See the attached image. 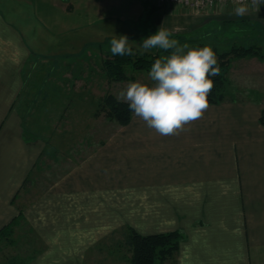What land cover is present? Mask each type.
<instances>
[{"label": "crops", "instance_id": "1", "mask_svg": "<svg viewBox=\"0 0 264 264\" xmlns=\"http://www.w3.org/2000/svg\"><path fill=\"white\" fill-rule=\"evenodd\" d=\"M82 1L92 6L94 0ZM74 2L51 0V6L68 13L81 6ZM157 7L165 15L171 6ZM245 8L243 15L228 7L192 19L178 7L180 15L170 11L166 20L186 29L214 18L264 42V5ZM91 24L101 34L96 40L104 39L108 33ZM40 26L44 40L55 36ZM29 53H21L23 66ZM21 70L0 126V230L20 212L23 220L13 242L0 238V264H130L119 234L125 226L141 234L181 232L166 264H264V103L209 105L202 118L170 136L134 115L133 128L119 129L25 204L33 187H21L47 144L26 140L17 113L9 114L24 86Z\"/></svg>", "mask_w": 264, "mask_h": 264}, {"label": "rangeland", "instance_id": "2", "mask_svg": "<svg viewBox=\"0 0 264 264\" xmlns=\"http://www.w3.org/2000/svg\"><path fill=\"white\" fill-rule=\"evenodd\" d=\"M45 2L0 0V126L21 82L20 68L24 59L21 53L30 49L21 70L25 84L12 103L9 114L20 113L26 140H41L47 144L38 166L32 170L31 179L35 185L29 190L31 194L26 197L25 204L37 194V190L41 191L53 179L83 161L100 142L110 140L119 129L133 128L132 123L119 126L110 122L104 114L97 118L92 115L98 100L105 94L113 93L118 97L131 82L152 83L146 71H130L129 75L136 77L133 81L108 79L102 62L112 54L110 41L113 37L126 36L129 45L140 54L162 50L142 47L143 40L160 27L169 31L171 38L178 40L181 46L188 44L190 48L207 46L227 50L233 43L249 45L256 42L264 49V42L244 37L240 26L234 23L221 25L212 18L201 25L191 24L189 30L188 27L181 29L183 24L176 20L169 24H177L169 25L166 17L178 7H169L164 15V8L151 1L94 0L90 6L80 0L76 4L81 6L68 13L52 7L51 0ZM184 15L192 16V19L205 15L210 18L213 13L189 12ZM40 22L55 36L49 35L50 38L44 40L46 37L40 36ZM88 23L108 34L97 41L101 34L90 30ZM178 24L181 26L177 27ZM92 31L98 36L92 35ZM161 53L167 56L171 50H162ZM229 79L230 91L236 99L264 103V61L257 58L233 59ZM3 134L4 130L0 133L1 142ZM23 196L24 192L18 202ZM11 238L15 240V237Z\"/></svg>", "mask_w": 264, "mask_h": 264}, {"label": "clouds", "instance_id": "3", "mask_svg": "<svg viewBox=\"0 0 264 264\" xmlns=\"http://www.w3.org/2000/svg\"><path fill=\"white\" fill-rule=\"evenodd\" d=\"M246 10L238 7L235 11L243 15ZM128 42L126 36L113 37L112 55H133ZM142 47L171 50V54L161 56L151 65L148 74L151 84L131 82L117 99L127 102L134 115L159 135H178L186 125L202 118L209 107L208 96L214 87L210 77L220 74L216 54L207 46H181L161 27L143 40Z\"/></svg>", "mask_w": 264, "mask_h": 264}, {"label": "trees", "instance_id": "4", "mask_svg": "<svg viewBox=\"0 0 264 264\" xmlns=\"http://www.w3.org/2000/svg\"><path fill=\"white\" fill-rule=\"evenodd\" d=\"M130 47L134 53L131 56L127 54L124 56L110 54L103 60L102 69L110 81H133L136 77L129 75L130 71H146L149 73L151 65L155 60L163 56L161 53L162 50L140 54L134 47ZM212 50L216 54L220 74L210 77L214 81V87L208 96L209 105L239 101L234 97L233 92L230 91L232 89L229 79L231 62L233 59L244 58H257L264 61L263 46L256 42L249 45L233 43L227 50H219L216 47ZM16 113L20 118L22 131L25 132L22 117L18 111ZM101 114H104L108 121L114 122L119 126L129 125L134 116V113L129 109L128 103L123 100H118L113 93H107L98 100L97 108L92 115L97 118ZM259 121L264 126V109L262 110ZM29 140L31 141L32 139ZM103 143L100 142V144ZM38 162L34 165L33 169L38 166ZM31 173L32 171L23 182L21 189L27 190L34 187L35 183L31 179ZM22 220L23 214L20 212L16 218L0 230V238L13 242L11 237L14 235V229ZM119 234L121 235L120 241L125 244L129 252L127 257L129 256L128 261L130 264H166L175 257L179 249V242L183 239V235L179 231L141 234L130 226H125Z\"/></svg>", "mask_w": 264, "mask_h": 264}, {"label": "built area", "instance_id": "5", "mask_svg": "<svg viewBox=\"0 0 264 264\" xmlns=\"http://www.w3.org/2000/svg\"><path fill=\"white\" fill-rule=\"evenodd\" d=\"M160 6L183 7L195 14L213 13L224 8L264 5V0H148Z\"/></svg>", "mask_w": 264, "mask_h": 264}]
</instances>
